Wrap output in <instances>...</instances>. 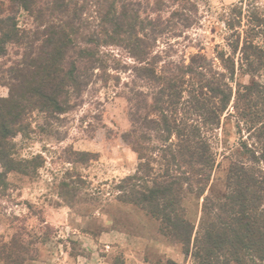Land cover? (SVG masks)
Here are the masks:
<instances>
[{
	"label": "trees",
	"instance_id": "obj_1",
	"mask_svg": "<svg viewBox=\"0 0 264 264\" xmlns=\"http://www.w3.org/2000/svg\"><path fill=\"white\" fill-rule=\"evenodd\" d=\"M10 2L31 16L34 27L15 40L10 31L3 34L4 41L22 48V57L9 70V95L1 104L0 181L30 167L28 161L14 162L10 142L29 129V116L67 113L93 80H117L109 71L119 63L105 48H121L134 62L135 79L158 90L151 103L142 90L128 99L132 128L126 140L139 163L119 184L118 201L156 220L159 234L181 245L192 264H263L264 14L254 10L244 28L241 10L231 15L225 47L212 60L196 54L188 63L158 66L152 48L167 28L141 18L132 0ZM238 75L249 82H239ZM226 118L248 136L228 148L230 165L223 189H217L214 143ZM202 197L196 228L184 203Z\"/></svg>",
	"mask_w": 264,
	"mask_h": 264
},
{
	"label": "rangeland",
	"instance_id": "obj_2",
	"mask_svg": "<svg viewBox=\"0 0 264 264\" xmlns=\"http://www.w3.org/2000/svg\"><path fill=\"white\" fill-rule=\"evenodd\" d=\"M132 3L141 18L167 28L155 38L152 48L158 66L188 63L196 54L212 60L217 48L225 47L226 21L231 15L241 10L244 28L254 10L264 14V0ZM33 27V19L20 5L0 0V110L9 95V70L22 57V48L4 41L3 34L10 31L15 40L19 33ZM92 27L89 24L87 28ZM105 49L119 63L117 71H109L117 80H93L73 109L57 117L33 112L26 120L29 131L15 133L10 139L14 162L28 161L30 167L27 172H9L1 179L4 183L0 181V264H168L170 260L192 264L181 245L159 234L156 220L118 201L123 194L119 184L136 172L139 163L126 140L132 128L128 99L133 98L134 90H142L149 94L151 103L158 88L135 79L134 62L123 49ZM238 78L241 83L250 80L248 76ZM247 136L233 118L222 119L219 140L214 143L220 164L213 173L217 189H223L230 165L233 152L228 148L238 146ZM248 143H255L254 138ZM259 167L264 170V164L259 163ZM202 201L203 197L184 203L187 217L196 228L197 206ZM110 230L120 234L117 238L122 240H102ZM130 239L146 242L141 240V247H133L136 243L130 245L132 249L124 247L123 242Z\"/></svg>",
	"mask_w": 264,
	"mask_h": 264
},
{
	"label": "crops",
	"instance_id": "obj_3",
	"mask_svg": "<svg viewBox=\"0 0 264 264\" xmlns=\"http://www.w3.org/2000/svg\"><path fill=\"white\" fill-rule=\"evenodd\" d=\"M118 233L116 232V231H113V230H110L108 233H106V234H104L103 236H102V240H104V241H108V240H110V242H113L112 240H114V239H118L119 241L120 240H122L121 238H117V237H119V235L120 234H118ZM121 236L122 237H125L124 235H122L121 234ZM125 239V238H124ZM126 240V239H125ZM141 240H143V239H135V240H132L131 241V239L129 240V241H125V242H123V245H124V247H129L130 249H132L131 248V246L130 245H133L134 243H136V245L135 246H133V247H136L137 245H139L140 247L143 245V244H141ZM143 242H146L145 240H143ZM142 242V243H143ZM121 244V243H120ZM161 247H162V245H161Z\"/></svg>",
	"mask_w": 264,
	"mask_h": 264
}]
</instances>
